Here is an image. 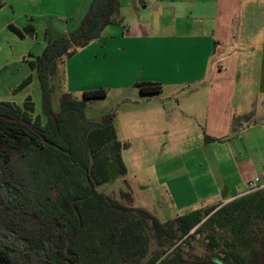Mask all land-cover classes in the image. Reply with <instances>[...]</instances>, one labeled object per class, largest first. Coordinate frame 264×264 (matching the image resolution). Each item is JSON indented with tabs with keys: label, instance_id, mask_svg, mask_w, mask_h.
<instances>
[{
	"label": "trees",
	"instance_id": "obj_1",
	"mask_svg": "<svg viewBox=\"0 0 264 264\" xmlns=\"http://www.w3.org/2000/svg\"><path fill=\"white\" fill-rule=\"evenodd\" d=\"M118 14V0H92L75 31L40 56L28 54L31 74L15 91L36 75L44 121L30 97L23 107L0 103V264H264V188L164 224L97 192L111 178L110 162L127 174L122 152L129 144L118 140L111 115L94 125L84 113L87 100L108 91L84 92L80 101L64 93L55 113L52 80L58 75L65 86L70 52L99 40ZM10 30L20 39L35 36L32 25ZM135 87L144 96L164 90L159 82ZM75 209L82 229L68 247L79 227ZM205 232L207 255L186 259L181 245ZM152 241L161 249L152 251Z\"/></svg>",
	"mask_w": 264,
	"mask_h": 264
},
{
	"label": "crops",
	"instance_id": "obj_2",
	"mask_svg": "<svg viewBox=\"0 0 264 264\" xmlns=\"http://www.w3.org/2000/svg\"><path fill=\"white\" fill-rule=\"evenodd\" d=\"M45 1L0 0V52L2 35L10 33L6 38L15 43L20 38L10 26L22 30L30 25L35 18L32 6ZM76 1L73 16L80 25L92 0ZM118 2V22L107 27L99 40L70 52L66 63L69 92L84 93L101 86L139 91L136 83L159 82L164 90L144 98L151 102L148 107L123 116L127 122H134L138 114L146 117V128L172 132L171 143L181 138L173 136L184 125L179 124V114L200 122L204 137L197 148L204 173L190 186L199 196L196 204H203L202 208L208 203L226 204L249 192V187L264 186V124L252 119L257 116L258 102L264 100V0ZM59 35L47 37L46 46ZM128 96L142 99L137 93ZM122 118L120 130L128 127L134 132L138 125L127 124L124 129ZM258 133L263 136L256 139Z\"/></svg>",
	"mask_w": 264,
	"mask_h": 264
},
{
	"label": "rangeland",
	"instance_id": "obj_3",
	"mask_svg": "<svg viewBox=\"0 0 264 264\" xmlns=\"http://www.w3.org/2000/svg\"><path fill=\"white\" fill-rule=\"evenodd\" d=\"M32 7H34L32 13L35 18L30 20L29 24L36 28L34 37H28L24 41L14 39L15 43H13L10 41L11 39L6 38L12 36L10 33L5 32L2 35L4 45L0 52V103L10 102L23 107L27 98L30 97L35 104L34 116H42L41 92L36 75L31 85L17 92L15 91L31 74L28 65L24 62L30 54L26 51H35L40 56L46 48L47 37L57 36L59 33L65 35L64 32L66 31H75L79 24H76L73 13L78 7V2L76 0H47L42 5ZM38 47H43L41 52H38ZM65 75V86L62 83L59 84L58 75L52 80V85L55 87L53 94V110L55 113L60 111L64 93H68L70 99L73 100L80 101L83 99V93L69 92L67 88V70ZM101 88L108 91L107 96L87 100L84 108L85 116L92 124L97 125L111 115L118 140L128 143L129 147L122 152L127 174L121 176L115 162H110L111 178L108 183L97 187V192L114 199L123 206L143 209L163 224L184 215L186 212L189 213L202 208L203 204L195 203L199 196L190 187L195 186L193 180L199 174L204 173L202 166L199 164L202 160H200V151L197 148L198 140L204 137L203 126L200 125V122L198 123L195 119L179 114L177 116L179 124L183 123L184 125L173 136L178 135L181 138L174 139L175 143H171L172 132L157 133L153 132L156 129L146 128L143 124L147 120L146 117L138 114L135 116L134 122H127V119L123 116V114H128L133 109L139 111V109L142 110L148 107L151 102L144 98H150L149 96L140 95V91L137 90L125 91L119 89L115 91L106 86L93 90ZM133 93H137L142 99L135 100V98L128 96ZM126 99H129V102H126ZM256 112L257 116L252 119H258L264 124V100L258 102ZM121 117H123V124L126 122L124 129L127 124L135 125L136 123L138 125L136 130L134 132L129 131L127 127L122 132L120 130ZM42 119L44 121L43 116ZM262 128H264V125ZM249 134L253 138V133L250 132ZM262 136L263 134L258 133L256 139ZM123 137L128 138V140H125V138L123 140ZM148 140L152 142L148 143ZM147 144L155 146L148 149L143 146ZM188 179H190L189 182ZM173 181L175 182L173 183ZM174 184L178 185L179 191L176 190V192L173 189L172 185ZM201 188L203 189V186L197 185V189ZM262 188L264 186L258 187L254 191ZM207 191L210 192V189ZM203 196L205 194L202 193L201 197ZM204 199L208 201V198L205 197ZM205 205L210 206L211 204ZM208 243L205 232L195 235L188 243L181 245V242H179L178 245L182 246L181 252L186 259H194L207 255L209 252ZM159 249L161 248L152 241L151 250L157 251Z\"/></svg>",
	"mask_w": 264,
	"mask_h": 264
},
{
	"label": "water",
	"instance_id": "obj_4",
	"mask_svg": "<svg viewBox=\"0 0 264 264\" xmlns=\"http://www.w3.org/2000/svg\"><path fill=\"white\" fill-rule=\"evenodd\" d=\"M46 144L50 145V146H53L52 144L48 143L47 141H44ZM74 204L75 202H73V207H74ZM75 213L77 214V217H78V221H79V227H78V231L77 233L73 236V238L70 240L69 244H68V247L72 244V242L77 238V236L79 235V233L81 232V229H82V220H81V217L79 215V212L75 209Z\"/></svg>",
	"mask_w": 264,
	"mask_h": 264
},
{
	"label": "built area",
	"instance_id": "obj_5",
	"mask_svg": "<svg viewBox=\"0 0 264 264\" xmlns=\"http://www.w3.org/2000/svg\"><path fill=\"white\" fill-rule=\"evenodd\" d=\"M258 187H249L248 188V190H249V192H252V191H254L255 189H257Z\"/></svg>",
	"mask_w": 264,
	"mask_h": 264
}]
</instances>
